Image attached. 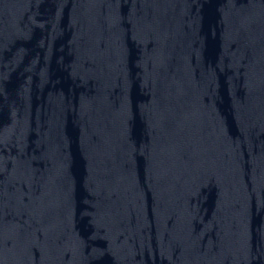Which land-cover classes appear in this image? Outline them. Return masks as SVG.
I'll return each mask as SVG.
<instances>
[{"label": "water", "instance_id": "water-1", "mask_svg": "<svg viewBox=\"0 0 264 264\" xmlns=\"http://www.w3.org/2000/svg\"><path fill=\"white\" fill-rule=\"evenodd\" d=\"M0 264H264V0H0Z\"/></svg>", "mask_w": 264, "mask_h": 264}]
</instances>
